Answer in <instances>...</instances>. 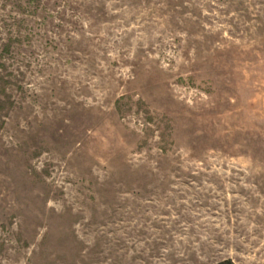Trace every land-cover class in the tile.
I'll list each match as a JSON object with an SVG mask.
<instances>
[{"label": "rangeland", "instance_id": "obj_1", "mask_svg": "<svg viewBox=\"0 0 264 264\" xmlns=\"http://www.w3.org/2000/svg\"><path fill=\"white\" fill-rule=\"evenodd\" d=\"M264 264V0H0V264Z\"/></svg>", "mask_w": 264, "mask_h": 264}, {"label": "trees", "instance_id": "obj_2", "mask_svg": "<svg viewBox=\"0 0 264 264\" xmlns=\"http://www.w3.org/2000/svg\"><path fill=\"white\" fill-rule=\"evenodd\" d=\"M217 264H231V263L228 262V261H224V262H220V263H217Z\"/></svg>", "mask_w": 264, "mask_h": 264}]
</instances>
